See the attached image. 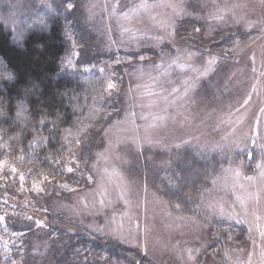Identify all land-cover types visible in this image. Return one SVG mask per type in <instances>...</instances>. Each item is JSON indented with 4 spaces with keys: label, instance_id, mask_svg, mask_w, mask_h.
Wrapping results in <instances>:
<instances>
[{
    "label": "rangeland",
    "instance_id": "obj_1",
    "mask_svg": "<svg viewBox=\"0 0 264 264\" xmlns=\"http://www.w3.org/2000/svg\"><path fill=\"white\" fill-rule=\"evenodd\" d=\"M59 1L88 28L98 59L82 68L106 78L118 109L98 131L85 185L60 183L52 213L137 251L142 264H264V0ZM183 150L220 161L199 189L172 182ZM6 172L17 174L2 159ZM24 184L7 202L32 213L29 190L48 195L43 180ZM174 189L186 206L166 196ZM45 213H34L22 264H53Z\"/></svg>",
    "mask_w": 264,
    "mask_h": 264
},
{
    "label": "trees",
    "instance_id": "obj_2",
    "mask_svg": "<svg viewBox=\"0 0 264 264\" xmlns=\"http://www.w3.org/2000/svg\"><path fill=\"white\" fill-rule=\"evenodd\" d=\"M0 3L16 12L15 18L7 19L0 11V160L6 159L17 173L0 175V211L6 207L2 212L6 228L0 225V264L25 261L36 232L34 213L43 211L45 233L57 241L53 264H142L137 251L126 250L52 213L48 199L64 194L66 189L60 183L85 185L84 167L98 131L118 109L116 100L107 93L106 78L97 70L82 68L98 59L88 28L59 0ZM17 18L24 19L25 24L17 26ZM190 22L188 17L179 20L178 30L185 31ZM64 55L71 58V65L66 60L62 65ZM186 152L177 155L172 182L180 185L179 179L184 177L192 188L199 189L198 178L203 179L205 173L207 178L211 166L220 161L212 156L203 163L186 156ZM68 160L77 169L66 171ZM192 169L195 176L190 173ZM72 171L77 174L72 175ZM42 180L48 196L29 190L32 213L7 202L12 196L21 198L20 182L29 185ZM186 195L175 189L166 193L184 206L188 204ZM5 237L8 242L3 241Z\"/></svg>",
    "mask_w": 264,
    "mask_h": 264
},
{
    "label": "snow or ice",
    "instance_id": "obj_3",
    "mask_svg": "<svg viewBox=\"0 0 264 264\" xmlns=\"http://www.w3.org/2000/svg\"><path fill=\"white\" fill-rule=\"evenodd\" d=\"M109 87H111V85Z\"/></svg>",
    "mask_w": 264,
    "mask_h": 264
}]
</instances>
